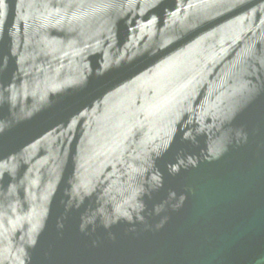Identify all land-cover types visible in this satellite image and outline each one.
Here are the masks:
<instances>
[{"label": "water", "instance_id": "1", "mask_svg": "<svg viewBox=\"0 0 264 264\" xmlns=\"http://www.w3.org/2000/svg\"><path fill=\"white\" fill-rule=\"evenodd\" d=\"M0 264H264V0H0Z\"/></svg>", "mask_w": 264, "mask_h": 264}]
</instances>
